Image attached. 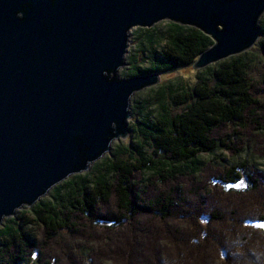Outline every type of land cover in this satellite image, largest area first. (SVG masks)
<instances>
[{
    "label": "trees",
    "instance_id": "trees-1",
    "mask_svg": "<svg viewBox=\"0 0 264 264\" xmlns=\"http://www.w3.org/2000/svg\"><path fill=\"white\" fill-rule=\"evenodd\" d=\"M153 29L148 65L131 55L129 75L182 74L154 90L155 113L132 105V140L0 225V264H55L70 237L103 240L113 264H264V169L202 158L264 136V15L253 48L200 70L208 35L169 21L157 49ZM91 250H78L79 264L98 263Z\"/></svg>",
    "mask_w": 264,
    "mask_h": 264
},
{
    "label": "water",
    "instance_id": "water-1",
    "mask_svg": "<svg viewBox=\"0 0 264 264\" xmlns=\"http://www.w3.org/2000/svg\"><path fill=\"white\" fill-rule=\"evenodd\" d=\"M263 15L264 0H0V225L127 137L133 95L160 81L119 75L131 28H198L200 70L253 48Z\"/></svg>",
    "mask_w": 264,
    "mask_h": 264
},
{
    "label": "rangeland",
    "instance_id": "rangeland-1",
    "mask_svg": "<svg viewBox=\"0 0 264 264\" xmlns=\"http://www.w3.org/2000/svg\"><path fill=\"white\" fill-rule=\"evenodd\" d=\"M167 22H169L168 20H162L157 22L156 24H154L153 26L149 27L150 29H153V45L154 48L160 49V47L163 45V41L161 39V36H163V33L165 31L166 28V24ZM147 27H133L129 30L128 32V48H127V53H126V64L119 69L118 73L121 77H129V70L131 67V63L129 62V57L131 55L136 54L138 57V60L140 62L141 67H146L148 65V62H144L142 61V57L144 55V57L146 58V56L149 55L150 53V36L149 33H146L144 31V29ZM152 31V30H150ZM141 48H143L144 53L141 54ZM249 51V50H248ZM142 56V57H141ZM260 73L264 72V68H259L258 69ZM182 73L181 71H177L176 73L170 74V75H160V81L157 85L152 86L150 88H146L144 90H141L137 93H135L131 99V107H130V113L131 116L128 119V125L133 123L135 121V114L132 113V105L134 103H138L139 105H142L145 107V111L144 108L141 111V113H146L148 112H153L155 113V108H156V103L154 100V90L157 89V87L167 78H176L177 76H180ZM256 76L259 78V80L261 81V85H264V83L262 82V74H258L256 73ZM141 109H139L140 112ZM139 114V113H138ZM143 115V114H142ZM141 114L138 115V119H141L142 117ZM137 120V119H136ZM139 121V120H138ZM132 132L130 131L127 135V137L125 138H119V139H115L112 141L111 143V150L110 152L106 153L103 157L108 156L112 153V151L114 150V148L116 147L117 144H123L128 142L129 140H132ZM102 157V158H103ZM221 157L223 159V161L225 163H237L243 159L247 160L250 164H253L256 168L258 169H264V136H258L257 141H255V143H251V145L246 148L244 151H242L240 154H238L237 156H230L229 153L225 150H218L217 152H215L212 155H208V154H203L202 158L204 159V161H213L214 162V158H219ZM98 161V160H97ZM95 163V162H94ZM49 200L51 199L50 197V191L43 196L40 200ZM35 205V204H34ZM33 206H23L21 208H19L16 211V215L19 214L20 211H25L27 213H29L31 211V208L34 207ZM14 216H9L6 217L4 219L3 222H5L8 218L14 217ZM37 233H39V231H36ZM70 241H64L62 240V242H59L58 244H56L55 248L53 249V256L51 257V261L55 260V264H79V257L80 254L79 253V249L81 248H85L86 251H89L91 249V251H95L98 252V256L96 257L98 263L97 264H113L112 257H111V251L110 248L108 246H106L105 248L102 247V249L100 248L103 244V240H92L91 238H85V239H81V238H69ZM106 241L107 244H110L107 239H104V242ZM105 243V245H106ZM90 253V252H88ZM54 258V259H52ZM52 261V262H53ZM30 264H32L31 262H29Z\"/></svg>",
    "mask_w": 264,
    "mask_h": 264
}]
</instances>
